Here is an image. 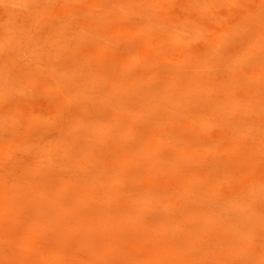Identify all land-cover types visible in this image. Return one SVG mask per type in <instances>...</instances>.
I'll list each match as a JSON object with an SVG mask.
<instances>
[{
	"label": "rangeland",
	"instance_id": "1",
	"mask_svg": "<svg viewBox=\"0 0 264 264\" xmlns=\"http://www.w3.org/2000/svg\"><path fill=\"white\" fill-rule=\"evenodd\" d=\"M0 264H264V0H0Z\"/></svg>",
	"mask_w": 264,
	"mask_h": 264
}]
</instances>
